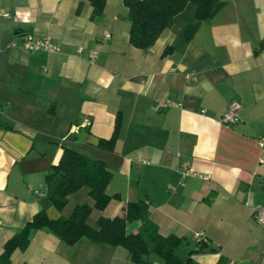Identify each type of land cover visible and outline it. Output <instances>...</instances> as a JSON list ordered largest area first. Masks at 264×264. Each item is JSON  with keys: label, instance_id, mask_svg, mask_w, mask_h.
<instances>
[{"label": "crops", "instance_id": "obj_1", "mask_svg": "<svg viewBox=\"0 0 264 264\" xmlns=\"http://www.w3.org/2000/svg\"><path fill=\"white\" fill-rule=\"evenodd\" d=\"M193 21L187 4L151 47L139 49L129 43L121 0H106L94 18L89 0H0V254L36 212L61 220L77 204L92 206L85 188L62 210L49 201L57 182L45 176L67 147L103 161L112 173L106 190L121 197L92 209L90 225L125 202L146 200L159 232L182 238L180 259L264 264V229L250 207L264 205V149L255 142L264 137V48L255 51L264 41V0L219 3L185 40ZM23 34L46 36L58 51L12 47ZM233 101L238 121L224 126ZM117 116L114 150L98 148ZM85 119L90 125L81 128ZM182 165L195 175L183 176ZM138 229L134 222L128 231ZM194 232L206 247L188 255ZM28 240L9 264H134L121 246L87 239L68 246L47 228L30 230Z\"/></svg>", "mask_w": 264, "mask_h": 264}, {"label": "trees", "instance_id": "obj_2", "mask_svg": "<svg viewBox=\"0 0 264 264\" xmlns=\"http://www.w3.org/2000/svg\"><path fill=\"white\" fill-rule=\"evenodd\" d=\"M127 9L129 21L128 38L131 46L139 49L151 47L161 32L169 27L173 18L187 4L194 7V21L183 32L185 40H190L200 23L209 20L215 7L221 2L235 0H121ZM106 0H89L91 16L100 15ZM264 48L260 42L255 51ZM120 120L116 117L113 132L109 139H99L98 148L112 152L119 136ZM59 175L54 191L49 196L51 205L62 210L70 195L85 188L92 201V206L83 203L73 207L69 215L61 220L50 219L43 210L36 212L23 228L8 239L0 254V264H9L13 250L24 249L28 244L29 231L47 228L64 244L71 246L81 239L93 243L125 248L134 264H149L153 255L164 264H193L189 258L184 260L177 256L182 238L174 234L162 235L158 226L149 218V203L136 200L123 203L120 211L113 217L99 216L94 225L88 222L92 209L103 211L112 200L121 201L118 193H106L111 179V171L99 159L89 158L71 148L63 147L58 161L48 167L45 179ZM134 222L140 223L139 230L128 231ZM149 242V243H148ZM206 242L196 243V250L205 249ZM209 251H212L210 249ZM221 259L218 264H223Z\"/></svg>", "mask_w": 264, "mask_h": 264}, {"label": "built area", "instance_id": "obj_3", "mask_svg": "<svg viewBox=\"0 0 264 264\" xmlns=\"http://www.w3.org/2000/svg\"><path fill=\"white\" fill-rule=\"evenodd\" d=\"M105 37H108V34H105ZM12 47L18 46L20 49L26 51V52H47V53H53L58 51L57 46H55L51 40L46 36H34L31 34H23L20 35L17 42L11 43ZM83 52L82 48H77L76 53L78 55H81ZM97 57V54L95 52H89L87 54V58L90 62H93ZM185 79L187 81H193L194 77L191 74H185ZM240 105L237 101L231 102L228 106L224 114L222 115L220 119V123L224 126H232L238 121L237 111L239 109ZM90 122L88 119H85L81 122L80 127L81 128H87L89 127ZM256 145L260 149H264V137H258L255 140ZM138 161H141L138 159ZM181 173L183 176L188 175H195L191 173L189 170H187L186 165L181 166ZM202 179H207V176H200ZM251 207V213L252 218L254 222L259 225L262 229H264V205L260 203H254L250 205ZM191 238L196 243H203L206 242V237L202 232H194L191 234ZM149 264H164L159 261H152Z\"/></svg>", "mask_w": 264, "mask_h": 264}, {"label": "rangeland", "instance_id": "obj_4", "mask_svg": "<svg viewBox=\"0 0 264 264\" xmlns=\"http://www.w3.org/2000/svg\"><path fill=\"white\" fill-rule=\"evenodd\" d=\"M37 151L40 153V151H42V150H37ZM51 179L54 180L55 182H58V180H59V175H54V176L51 177ZM108 188H110V187H108ZM111 191H112V190H110V189H107V190H106V192H107L108 194L111 193ZM115 202H117V201H115ZM71 205H72V201L69 202L68 206H71ZM68 206H66V207H68ZM89 221L91 222V219L88 220V222H89ZM89 224H90V223H89ZM138 230H139V231L142 233V235L144 236V234H143V232L141 231V229H138ZM144 237H145V236H144ZM148 243H149V242H148ZM189 243H190V242H189ZM185 246H186V243L183 242V243H182V247H185Z\"/></svg>", "mask_w": 264, "mask_h": 264}]
</instances>
